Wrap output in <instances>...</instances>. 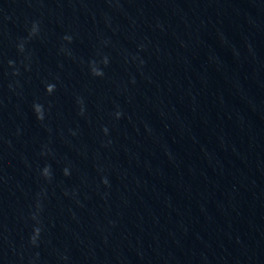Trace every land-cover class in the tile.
<instances>
[{
  "label": "clouds",
  "instance_id": "clouds-1",
  "mask_svg": "<svg viewBox=\"0 0 264 264\" xmlns=\"http://www.w3.org/2000/svg\"><path fill=\"white\" fill-rule=\"evenodd\" d=\"M106 62V61H105ZM94 71V75H102V73L101 72H99V71H96V70H93ZM47 91H49V92H51L52 91V86L51 85H49L48 87H47ZM34 108H35V111H36V113H37V116H38V119H42L43 117H42V107L40 106V105H34ZM118 116H119V113L117 114ZM48 174V169L46 168L45 169V175H47ZM68 173H67V170L65 169V175H67Z\"/></svg>",
  "mask_w": 264,
  "mask_h": 264
}]
</instances>
